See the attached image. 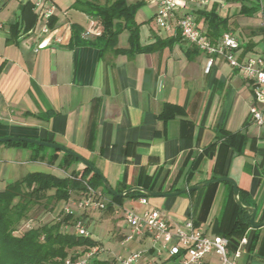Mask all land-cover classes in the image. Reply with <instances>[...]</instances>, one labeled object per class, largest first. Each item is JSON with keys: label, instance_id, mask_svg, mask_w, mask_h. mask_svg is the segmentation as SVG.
Listing matches in <instances>:
<instances>
[{"label": "crops", "instance_id": "0c3cea01", "mask_svg": "<svg viewBox=\"0 0 264 264\" xmlns=\"http://www.w3.org/2000/svg\"><path fill=\"white\" fill-rule=\"evenodd\" d=\"M34 1L0 0V137H27L70 148L117 192L140 183L171 192L227 176L237 182L244 203L256 208L255 221L264 222V125L250 115L252 85L223 55L213 56L208 69L210 55L183 39L177 24L179 17L190 14L206 32L200 11L215 7L240 42L237 58L264 54V0H180L168 30L156 24L154 0H127L144 2L136 14L139 42L155 45L134 55L103 51L86 42L94 37L83 33L95 19L74 8L75 0H53L55 24L50 33L27 32L15 38L13 24L21 19L22 5L34 7ZM243 5L258 9L243 14ZM33 11L37 24L38 12ZM74 25L82 28L80 36L74 37ZM118 47H130L127 29L119 34ZM166 104L173 106L164 110ZM227 133L242 139L227 146ZM46 147L0 142V190L29 172L69 176L85 168L64 151ZM102 194L111 208H75L74 214L84 219L106 259L132 250L149 249L146 256L153 254L146 237L128 239L130 227L114 212L116 207L138 212L157 208L173 229L191 219L210 236L229 232L239 213L228 181L178 195L146 196V203L140 196L118 202ZM80 196L72 192L69 201ZM229 242L230 256L239 252L241 264H264V225H250L232 234ZM218 262L216 254H209L204 264Z\"/></svg>", "mask_w": 264, "mask_h": 264}, {"label": "trees", "instance_id": "16d2710c", "mask_svg": "<svg viewBox=\"0 0 264 264\" xmlns=\"http://www.w3.org/2000/svg\"><path fill=\"white\" fill-rule=\"evenodd\" d=\"M143 4V1L129 3L127 0H106L103 3L98 0H75L73 7L92 16L95 19L94 29L101 31L100 35L93 36L92 40L86 42L101 46L103 51L111 49L116 54L134 55L155 48V45L143 46L139 42L140 24L136 21V14ZM256 9H258V5H253L250 8L243 5L241 13L248 14ZM21 10V19L13 24L15 38L29 32L37 20L33 4L25 3ZM200 13L207 22L206 34L219 36L228 30L227 19L221 17L215 7L210 11L201 10ZM54 24L55 16L53 15L50 20L51 27ZM126 29L129 31L130 47L119 48L118 36ZM73 32L75 37L80 36L83 30L74 25ZM172 106L173 104H166L164 110ZM236 138H239L237 139L239 141L242 136L227 133L224 136V144L234 145ZM9 143L26 144L28 142L11 141ZM211 147L213 144L207 149ZM65 154L69 158L78 160L69 153L65 152ZM88 172L91 174L88 175ZM85 181L95 190L108 194L118 202L127 197L147 196L140 191H133L123 197L110 194L101 178L92 171L89 165H86L81 171H74L69 176H57L44 171L29 172L0 190V264H63L67 256H76L78 252L99 245L100 243L90 236H81L75 233L72 224L77 216L66 214L64 207L62 208L63 214L56 220L28 227L23 222L35 207H42L48 211L53 210L58 203L64 206L69 201L72 192H81L82 195L86 189ZM230 184L233 186L232 183ZM139 185L154 191L152 183H140ZM240 198L242 199L241 196ZM232 205L239 213L233 222L232 229L229 232H221V235L228 239L232 234L242 233L245 228L251 225V214L240 208L234 198ZM108 207L111 208V206ZM95 261L97 258L92 260V262ZM97 262L98 264H109L107 259H100Z\"/></svg>", "mask_w": 264, "mask_h": 264}, {"label": "built area", "instance_id": "2783aa9c", "mask_svg": "<svg viewBox=\"0 0 264 264\" xmlns=\"http://www.w3.org/2000/svg\"><path fill=\"white\" fill-rule=\"evenodd\" d=\"M201 4H208L213 0H192ZM225 2V0H220ZM157 5L155 14L156 24L164 29H170L172 20L176 17V10L180 0H154ZM34 10L38 12L37 24L29 30L30 33L48 34L52 31L51 17L55 14L56 5L53 0H35ZM177 24L181 37L200 50L210 55L208 69L213 64V56L223 55L226 60L250 82L253 90V100L250 106V115L257 125H264V54L253 55L243 59L235 56L240 42L230 30L224 31L217 39H212L202 30L190 14L179 17ZM94 23L83 33L98 36L100 30L94 29ZM264 30V24H263ZM55 41H61L56 37ZM86 189L78 198L71 199L64 206L66 214H74L75 208L83 211L103 210L110 201L100 191L86 183ZM139 201L146 203V196H140ZM114 212L122 214L125 223L130 227L132 237H146L152 249V257L146 256L149 249L132 250L124 255L115 257V264H204L209 254L219 257L218 264H241L236 257L230 256L229 239L222 235L210 236L195 227L194 222L185 220L182 225L173 229L167 216L157 208L138 212L130 208L116 207ZM29 224H26L28 227ZM76 234L90 236L86 223L81 216H77L72 224ZM100 245L92 246L76 256H67L63 264H90L101 252Z\"/></svg>", "mask_w": 264, "mask_h": 264}, {"label": "water", "instance_id": "95a60500", "mask_svg": "<svg viewBox=\"0 0 264 264\" xmlns=\"http://www.w3.org/2000/svg\"><path fill=\"white\" fill-rule=\"evenodd\" d=\"M5 141H8V142L25 141V142L33 143V144L40 145V146L52 147V148L62 150L66 153L71 154L72 156L76 157L78 160L82 161L84 164L89 165V167L92 169V171L101 178V181H102L103 185L105 186V188L110 192V194H112L114 196L123 197L126 194L131 193L133 191L143 192L147 196H172V195H178V194L183 193V192L191 191L194 189H198V188L204 187L206 185H210L212 183L228 181V182L233 184L234 199H235L236 203L238 204V206L240 208H242L243 210L248 211L251 214V218H250L251 225L253 227H258L260 225H264V222L257 223L255 221L256 214H257L256 208L254 206L247 205V204L243 203L242 199L240 198V188H239L237 182L234 179L227 177V176H220V177L212 178V179L207 180L205 182H202L200 184L190 186L189 188H184L182 190H175V191H171V192L161 193V192L146 189V188L139 186V185L131 186V187H129V188H127L121 192H117L111 186V184L109 183L107 178L97 168H95L94 165H92L88 160H86L85 158H83L81 155H79L78 153H76L74 150H72L70 148H67L63 145H60V144H57L54 142H50V141H46V140L33 139V138H27V137H17V136L0 137V142H5Z\"/></svg>", "mask_w": 264, "mask_h": 264}, {"label": "rangeland", "instance_id": "374dc122", "mask_svg": "<svg viewBox=\"0 0 264 264\" xmlns=\"http://www.w3.org/2000/svg\"><path fill=\"white\" fill-rule=\"evenodd\" d=\"M103 2L104 0H98ZM49 148V147H46ZM63 205L61 203H58L53 210H44L42 207H35L31 212L30 215L25 218V220L23 221L25 224H29L28 226H32V225H40L43 224L45 222H49V221H53L58 219L61 214H63L62 211ZM105 257L100 256V254L97 256V261L98 260H102ZM106 259V258H105ZM107 260H109V264H115V257L114 256H107ZM92 262L90 264H98V262Z\"/></svg>", "mask_w": 264, "mask_h": 264}]
</instances>
